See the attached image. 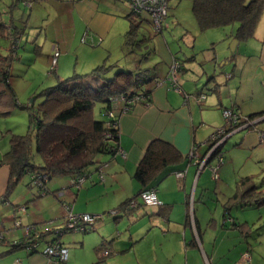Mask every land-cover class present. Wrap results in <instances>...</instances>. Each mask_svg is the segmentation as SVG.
Instances as JSON below:
<instances>
[{
  "label": "crops",
  "instance_id": "obj_1",
  "mask_svg": "<svg viewBox=\"0 0 264 264\" xmlns=\"http://www.w3.org/2000/svg\"><path fill=\"white\" fill-rule=\"evenodd\" d=\"M173 1L179 4L181 0ZM127 6L123 0H0L2 19L15 27L18 43L30 38L55 44L48 48L46 57L50 64L52 50L58 48L57 72L63 67V54L77 48L83 34L103 51L110 48L106 43L113 34L124 39L129 27ZM138 17L152 33L149 19ZM230 26L216 34L207 32L208 47L196 49L189 40L187 58L182 59L172 53L162 31L152 33L155 68L152 79L142 86L149 90V97L133 101L129 109H124L122 99L115 101L120 153L99 158L102 178L95 170L96 163L90 167V178L79 186L71 184L70 177H52L46 183L47 192L42 193L29 184L27 174L6 193L9 169L6 163L0 164V264H57L43 252L54 239L67 249L65 264H264V250L258 252L260 246L249 235L248 222L235 221L225 210L238 180L253 176L250 171L236 172L233 157L238 152H257L254 149L264 142L259 139L264 130L258 125L264 114L255 117L260 118L255 127L235 128L224 139L220 146L224 160L213 186L210 170H198L197 163L187 156L194 144L199 153L205 152L209 135L222 124L223 107L232 106L246 116L264 113V9L254 35L246 41L237 40L234 52L229 42L236 23ZM123 51L126 53L125 48ZM134 55L137 58V53ZM174 58L180 60L181 92L165 79ZM187 61L191 63L186 65ZM63 78L64 73L57 77ZM201 92L206 98L197 101L194 95ZM2 128L6 129L0 124V158L9 148ZM153 139L173 145L180 160L165 165L144 187H155L160 204L126 211L119 205L140 190L133 174ZM178 171L183 174L177 175ZM68 209L102 217L94 222L92 231H67L56 236L54 228L64 224ZM112 209L117 211L110 213ZM30 224L42 231L36 250L12 247L11 241L23 238L24 227ZM105 249L108 254L102 253Z\"/></svg>",
  "mask_w": 264,
  "mask_h": 264
},
{
  "label": "trees",
  "instance_id": "obj_2",
  "mask_svg": "<svg viewBox=\"0 0 264 264\" xmlns=\"http://www.w3.org/2000/svg\"><path fill=\"white\" fill-rule=\"evenodd\" d=\"M262 9L264 0H192L193 15L201 30L236 23L233 36L238 41H246L254 35ZM127 18L129 27L124 34V48L126 53H137L133 67L120 66L108 76L106 74L118 66L117 62L101 63L85 74L93 75V80L97 82L83 81L81 78L85 76L79 74L58 79L36 94L41 99L33 107L35 97L28 104L20 103L10 82V66L16 59L18 35L15 27L2 19L0 11V38L8 40L9 45L7 55L0 53V115L9 114L16 107L24 108L28 111L29 123L25 133L9 134V148L0 158V164L6 163L9 169L6 193L27 174L44 173L48 180L61 176L75 178L89 174L90 167L96 163L97 170L99 164H102L99 160L102 155L117 153L116 116L113 112V117H109L107 112L113 111L117 95L123 96L124 108L128 107L127 109L133 101L148 98L149 90L142 86L152 79L151 73L155 68V64L141 65L142 61L154 55L151 44L153 34L143 25L144 19L137 18L131 11ZM177 61L180 66V60ZM96 105L99 117H95ZM262 114L264 113L260 112L248 117L254 118ZM34 153L37 161L34 160ZM180 157L169 142L151 140L133 174L141 185L140 190L119 207L128 211L144 205L138 202L136 206H128L131 200H137L140 191L145 189L165 165L179 161ZM28 182L31 185L30 177ZM46 183L45 193L48 190ZM260 193L252 175L243 176L237 182L233 197L226 202L225 210L236 204L260 205L264 201ZM12 247L23 246L15 243Z\"/></svg>",
  "mask_w": 264,
  "mask_h": 264
},
{
  "label": "rangeland",
  "instance_id": "obj_3",
  "mask_svg": "<svg viewBox=\"0 0 264 264\" xmlns=\"http://www.w3.org/2000/svg\"><path fill=\"white\" fill-rule=\"evenodd\" d=\"M169 6L170 8H168L166 15L168 26L162 29V32L173 47L172 53L178 55L181 59L182 57L187 58L189 45H191L190 42L194 43V47L196 49H199L200 47H208L210 43H207L205 34L207 32L216 34L222 30V27H209L201 30L193 15L192 0H181L179 4H177L176 1L172 2L171 0L170 4H168V7ZM126 10H130L129 6L126 7ZM140 15L141 17L149 18L148 14L145 12ZM175 15L178 17L177 19L179 21L176 19ZM137 18L140 17L137 16ZM145 27L147 28V25ZM230 27L231 26L228 25L223 29L227 31ZM123 42V35L113 34L106 43V45H109L110 48H104V51L100 48L96 49L99 44L91 43L88 40L86 43L80 42L77 48L72 49L71 53L63 54L62 69H59V72H57L56 67L53 73L51 71L50 64H48L46 54L49 53L48 48H50V46L54 43L49 40L43 41L42 39L33 42L30 38H22L16 48V59H14L10 66V74L13 76V85L17 93L18 100L21 103L28 104L35 97L33 101V107H35L38 100L41 99V96H37L36 94L43 88L54 84L58 80L57 77H59L62 73H64L63 79L70 77L73 74H79L85 76L81 78L83 81H91L94 76L85 74L91 72L95 66L101 63L114 64L117 61L118 66L113 67L112 70L106 74L108 76H111L121 65H126L125 67H128V65L133 66L136 61V56L134 55L136 52L124 53ZM230 43L231 41L229 42V45ZM8 47L9 45H7V40L5 38H0V53L7 55ZM157 49L159 48L157 47ZM100 50L101 53L98 54L97 52ZM154 58L155 56L153 54L150 55L147 60L141 62V65L153 66L152 60ZM156 60H158V58H156ZM95 61V64H91ZM189 63L191 62H185L186 65ZM97 107L98 105H96L95 117H99ZM0 124L7 129L2 128L4 129L2 131V138L9 144L8 134L11 132L20 134L27 131L29 124L28 111L24 108H13L9 114L0 115ZM258 125L262 130H264V121H261ZM254 151H257L258 154H256V152L250 155L249 151L245 153L238 152L234 155L233 162L237 160V169H235L236 172L250 171L253 173V182L257 185V190L261 191L260 196L264 198V142H261L260 145L254 149ZM34 155V160L37 161L38 159L36 154L34 153ZM256 157H259V159L256 160ZM203 172H205V170ZM60 179L61 177L54 180ZM88 179L89 178L85 179V182ZM210 179V182L212 183L211 186H213L212 180L214 179L211 177ZM229 212L233 215V217H235V221L246 220L248 222V225L251 227L249 235L256 239V242L260 246L259 247L257 245L259 247L258 252L261 253V251L264 250V201H262L260 205H247L246 207L233 206L229 208Z\"/></svg>",
  "mask_w": 264,
  "mask_h": 264
},
{
  "label": "built area",
  "instance_id": "obj_4",
  "mask_svg": "<svg viewBox=\"0 0 264 264\" xmlns=\"http://www.w3.org/2000/svg\"><path fill=\"white\" fill-rule=\"evenodd\" d=\"M130 11L136 15L140 16L141 13L145 12L149 16L150 30L152 33L157 34L162 31V29L168 26L166 21V15L168 11L169 0H124ZM82 42L87 41L86 34L81 37ZM93 43V42H91ZM59 55V50L54 47L50 55V68L54 71L57 63V57ZM179 63L176 58H174L169 66V71L166 76V80L176 91L181 92V87L178 83L179 73H178ZM195 99L201 101L206 98L205 93L195 94ZM116 99H123V96H116ZM125 107L124 109H127ZM223 124L216 127L207 139V148L205 152L199 153L196 145H192L188 158L194 160L197 163V169L200 170L206 167L210 170L211 176L214 179L218 178V166L223 162L224 156L220 148L224 139L235 129L240 127L248 126L256 118H250L246 115H242L240 112L236 111L233 107H223L221 109ZM109 117H113V111L109 110L107 112ZM251 127V126H250ZM260 141H264V132L259 134ZM117 152L120 153L119 148ZM101 165L99 164L97 172L99 177L102 178ZM177 175H182L183 173L178 171ZM30 183L33 186L39 187L42 193H45L44 183L48 181L46 174L31 173L29 175ZM90 178V174L78 175L71 179V184L79 186L85 179ZM138 202L144 205H158L161 201L158 199L155 188H145L138 194L137 200H131L128 206H136ZM23 208V207H22ZM117 210L112 209L110 213H115ZM102 214H90V213H77L72 212L70 209L67 210L65 217V222L61 226L54 228V234L60 236L62 233L67 231H89L94 229V222L101 218ZM15 224H20L16 221ZM41 229L36 225H26L24 227V237L20 240H12L11 244L20 243L29 251H35L37 248L36 240L41 236ZM1 238V237H0ZM43 252L46 256L56 262L57 264H65L67 249L64 247L57 239L49 241L43 248ZM103 254H108V250L102 251ZM244 256L248 258V253H244Z\"/></svg>",
  "mask_w": 264,
  "mask_h": 264
},
{
  "label": "water",
  "instance_id": "obj_5",
  "mask_svg": "<svg viewBox=\"0 0 264 264\" xmlns=\"http://www.w3.org/2000/svg\"><path fill=\"white\" fill-rule=\"evenodd\" d=\"M236 42H237V39L236 38H233L232 40H231V43H230V50L232 51V52H234V47H235V44H236ZM258 120H260V118H258V119H255L254 121H252L248 126H245V127H255V124H256V122H258ZM245 127H242V128H245Z\"/></svg>",
  "mask_w": 264,
  "mask_h": 264
}]
</instances>
